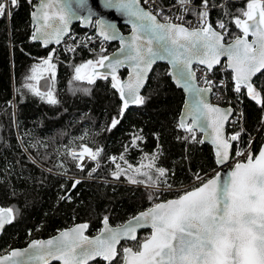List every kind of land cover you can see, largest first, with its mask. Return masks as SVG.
<instances>
[{
	"label": "trees",
	"instance_id": "16d2710c",
	"mask_svg": "<svg viewBox=\"0 0 264 264\" xmlns=\"http://www.w3.org/2000/svg\"><path fill=\"white\" fill-rule=\"evenodd\" d=\"M158 1L162 6L176 2ZM34 4V0H19L17 6H8L11 15L6 12L0 17V205L14 210L12 222L0 237V254L79 222L88 224L90 235L98 232L105 216L111 225L121 224L153 203L196 186V174L202 177L216 169L212 149L199 142V133L195 131L197 140L193 141L191 134L178 128L184 95L172 83L166 64L154 66L141 94L145 103L127 109L119 117L121 102L111 88L110 78H98L93 84L73 79L75 66L109 53L116 43H110L101 54L79 48L72 57L60 47H43L31 39L30 13ZM192 4L200 5L201 0H193ZM246 4L247 0H209L210 23L215 26L216 21L223 20L230 25L226 41L242 34L233 17L241 15ZM120 28L128 30L125 26ZM72 30L88 29L74 24ZM50 52L56 66L54 78L51 72L42 70L46 67L42 61ZM35 65L41 66L35 73L37 78L29 79ZM125 74V69L118 73L121 78ZM44 75L52 79L50 91L58 101L54 105L25 87H36L37 79ZM227 77L232 89L229 71ZM253 83L264 98V72ZM239 96L242 129H227L230 135L240 133L232 155L250 142L251 152L256 153L264 137V105L252 100L243 88ZM113 117L120 122L109 130ZM81 145L102 149L98 159L88 160L83 170L77 168L78 159L69 153L80 150ZM154 155L155 166L143 167L141 171L156 178L155 168L166 169V177L160 179H166L171 188L163 183L158 188L148 187L147 176L134 171L152 162ZM111 157H116L115 163ZM117 164L125 170L118 179L113 175ZM129 164L133 167L129 168ZM129 177L146 183H131ZM75 180L80 183L72 188ZM148 233L141 231L137 241L122 245L135 248ZM90 264L106 263L98 259Z\"/></svg>",
	"mask_w": 264,
	"mask_h": 264
},
{
	"label": "snow or ice",
	"instance_id": "6c2138e0",
	"mask_svg": "<svg viewBox=\"0 0 264 264\" xmlns=\"http://www.w3.org/2000/svg\"><path fill=\"white\" fill-rule=\"evenodd\" d=\"M18 2L0 0V17L6 14L9 5L17 6ZM176 2L182 11L188 12L190 9L187 6L193 0ZM143 3L147 4L148 0H143ZM101 7L114 9L126 16L127 23L131 24V33L128 37L121 36L114 24L96 19L94 27L97 35L104 41L119 40L120 46L111 57L102 54L95 60L75 66L73 79L93 84L98 78L108 80L110 77L111 88L119 94L122 102L119 117H123L130 104L145 103L146 98L140 95V90L145 86L152 66L158 60L167 61L170 65L167 74L177 87L189 94L178 128L191 134L193 141L197 140V128L205 131L210 128L216 163L228 162L231 141H237L240 133L225 136L224 122L232 109H221L207 102L206 94L211 92L213 81L206 76L222 63L221 57H226L225 67L231 70L234 91L240 93L242 88L246 89L252 100L264 105L262 92L253 83V77L264 72V0H247L246 9L241 10V15L233 17L242 35H237L228 44L223 42L227 34L226 25L218 21L214 27L208 21L209 0H201L198 11L191 9L198 17V27L175 23L168 16H163L162 22L158 19L162 12L154 14L143 8L141 0H101ZM34 8L31 16L35 31L31 39H39L45 46L52 42L59 44L69 32L73 19L91 22L93 15L87 0H75V9L70 0H40ZM76 9L87 11L88 16H79ZM7 14L11 15L10 12ZM176 19L183 20V16ZM216 27L225 29V32L216 31ZM100 52L104 53L105 49L101 47ZM52 59L53 53L50 52L42 61V65L46 66L42 70L51 72L54 78L56 66ZM194 63L203 66L201 70L205 76L200 79L208 87H198ZM125 66L129 75L127 80H122L118 70ZM38 68L41 66L33 67L34 75L29 79L37 78L35 73ZM25 87L49 104L58 103L50 90L41 91L31 84ZM119 122L113 117L109 130ZM101 152L102 149L93 150L81 145L79 153L70 152V155L81 162L85 155L96 161ZM235 155L244 159L237 160L225 177L222 178L219 171L207 179L196 174L198 186L181 192L174 199L153 203L117 229L108 226L107 216L103 219L104 228L95 237L85 235L87 224H78L49 240H33L26 249H14L0 256V264H49L52 260L59 261V264H89L98 257L107 264H117V261L120 264H264V146L258 153L237 150ZM110 159L115 163L116 157ZM120 159H124L123 155ZM156 159L154 155L152 162L134 171L147 176L148 187L158 188L163 183L171 188L166 179H160L166 177V169L155 168L158 173L156 178L149 172L141 171L143 167L152 169ZM77 167L83 170L82 163H78ZM128 167L133 166L129 164ZM116 168L113 175L118 179L125 170L119 164ZM129 180L134 184L146 183L133 177ZM79 183L80 180H75L72 188ZM149 199H152L151 194ZM13 214L11 208H0V229L12 222ZM143 227H150L151 232L135 248L117 247L122 238L137 240L136 230Z\"/></svg>",
	"mask_w": 264,
	"mask_h": 264
},
{
	"label": "water",
	"instance_id": "95a60500",
	"mask_svg": "<svg viewBox=\"0 0 264 264\" xmlns=\"http://www.w3.org/2000/svg\"><path fill=\"white\" fill-rule=\"evenodd\" d=\"M70 2L73 4V7H74V9H75V0H70ZM87 2H88V7H90V8L92 9V13H93L91 22H88V21L83 20V19H73V20L71 21V23L69 24V32H68L64 37H62L61 41H62V40H63V39H64V38L70 33V31H71V29H72V26H73L74 24H79V26H80L81 28H85V29H87V28H89V27L92 25V23L95 22L96 19H103V20L106 21V22H109V23L114 24V25L116 26V28H117V30H118V32H119V34H120L121 36L128 37V36L130 35V33H131V24L127 23L128 18H127L126 16H124V15L121 14V13H117L114 9H106V8L101 7V0H87ZM39 3H40V0H38V2H37L35 5H39ZM141 6H142V5H141ZM34 10H35V8H34V6H33V9H32V11H31V13H32ZM76 11L78 12V15L81 16V17H86V16H88V12H87V11H82V10H78V9H76ZM31 13H30V21H31V26H32V28H33V31H32V33H33V32L35 31V28H34V22H33V20H32ZM158 19H160V18H158ZM161 21L163 22V20H161ZM120 26H125V27L128 28V30H127V31H123V30L120 28ZM215 30H216V29H215ZM216 31H217V30H216ZM95 32L97 33L96 28H95ZM218 32H219V31H218ZM241 35H242V34H241ZM98 37H100V36H98ZM100 38L103 39L102 37H100ZM234 38H235V37H234ZM234 38H233V39H234ZM233 39H231L230 41H226V40H225V37H224V41H223V42H224L225 44H228V43H230ZM249 39H251V37H249ZM32 41L41 44L43 47H48V46L58 47L59 44L61 43V42H60L59 44H56L55 42H52V43H49L47 46H45V45L43 44V42H42L41 40H39V39H37V40H32ZM108 42L116 43V48L113 49L112 51H110L109 53L106 54V55H109V56L111 57V55H112L114 52H116V50L119 48L120 45H119V40L108 41ZM221 60H222V63H224V64L226 65V62H227L226 57H221ZM87 61H88V60H87ZM85 62H86V61H84V62H82V63H85ZM82 63H80V64H82ZM159 63H164V64H166V65H167V68H168L167 73L169 72V70H170V65L168 64V62H167V61H163V60H158V61L152 66V69H151L150 72L148 73V78H147V80H146L145 86L147 85V82H148L149 76H150V74H151V72H152L154 66L157 65V64H159ZM80 64H79V65H80ZM193 65H198V64H195V63H194ZM219 65H220V64H219ZM77 66H78V65H77ZM201 66H202V65H201ZM217 66H218V65H216L215 67H217ZM215 67H214V68H215ZM122 69H125V70H126V74H125V76H124L123 78H121V77H120V78H121L122 80H127V79H128V75H129V69H128L127 66L122 67V68H120V69L118 70V73H119ZM226 69L231 73V70H230V69H228V68H226ZM99 70L102 71V72H103V71H107V69H99ZM261 73H262V72H261ZM261 73H257V75H256L255 77H257V76L260 75ZM74 74H75V73H74ZM168 76H169V75H168ZM169 77H170V76H169ZM231 77H232V73H231ZM255 77H253V81H254ZM109 78H110V77H109ZM170 79H171L172 83L177 87V85L175 84V82L173 81V79H172L171 77H170ZM85 81H86V80H85ZM232 81H233V80H232ZM233 83H234V82H233ZM197 85H198V84H197ZM145 86L140 90V95L142 94V91L144 90ZM36 87L40 88L41 91H45V92L48 91V90H50L51 87H52V79H51V77L48 76V75H44V76L38 78L37 81H36ZM198 87H200V86H198ZM177 88H180V87H177ZM180 89H181L182 92H183L184 99H183V104H182V106H181L180 113H179V118H178L179 121H180V118H181V113H182V111H185V110H186V109H185V100L189 98V94L186 93V92L183 90V88H180ZM245 90H246V89H245ZM246 91H247V90H246ZM119 99H120V97H119ZM206 100H207L208 103L212 104V103L210 102V92L206 94ZM120 102H121V100H120ZM121 104H122V102H121ZM212 105H213V104H212ZM136 106H138V105L130 104L129 107H128L127 109L132 108V107H136ZM214 106H217V105H214ZM217 107H220L221 109H229V108L232 109L231 107H228V106H227V107L217 106ZM127 109L125 110V112L127 111ZM231 115H232V112H231V114L228 116V119L231 117ZM228 119L224 122V129H223L224 134H225L226 137L231 136V135L227 132V129H226V124H227ZM189 122H190V121H189ZM195 131H196L197 133H199V135H200V140H203V141H204L203 143H207V144H209L210 147H211V149H212V152H213V155H214V159H215L216 169H215V172H214L211 176L215 175V173H216L217 171H219V172L221 173V177H222V178L225 177V176L227 175V173L230 172V171L232 170V167H233L234 165L230 166V160H229L228 162H226L225 164H219V165H218V164L216 163V155H215L214 145L211 143V140H210V134H211V131H212V130L209 128V129H207V131H205L204 129L197 128ZM262 131H263V135H264V126H263V128H262ZM232 135H233V134H232ZM234 142H235V141H231L232 147H231L230 152H229V154H230V159H231V155H232V149H233ZM261 146H264V137H263V140H262V142H261V144H260V146H259V148H258V150H257L256 153L259 152ZM211 176H209V177H211ZM206 179H207V178H206ZM196 186H198V184H197ZM191 188H192V187H191ZM191 188H189L188 190H191ZM174 198H176V197L168 198V199H166V200H161V201H159V202L167 201V200L174 199ZM159 202H157V203H159ZM0 208H5V209H7V208H10V207H2V206L0 205ZM149 208H150V207H149ZM147 209H148V208L139 211L138 213H136L135 215L131 216L130 218H128L127 220H125V221H124L123 223H121V224H118V225H111V224L108 222V226H109L110 228L117 229V228H119L121 225L125 224L129 219H131V218L134 217V216H137L140 212L145 211V210H147ZM12 220H13V219H12ZM9 224H10V223L6 224L2 229H0V237H1V235H2V233H3V231H4V229H5ZM78 224H87V223H85V222H79V223H76V224H74V225H72V226H70V227H67V228L62 229V230L58 231L57 233H55L54 235H51V236H49V237H46V238H38V239H32V240L29 241L25 246H23V247H15V248H11L9 251L0 254V256H3V255L8 254L10 251H12V250H14V249H15V250H23V249H26V248H28L29 244H30L33 240H44V241L49 240V239H51V238H53V237L58 236L59 233H60L61 231H64V230H67V229L73 228V227H75V226L78 225ZM87 225H88V224H87ZM103 228H104V224H103V220H102V221H101V227H100V229L98 230L97 233H95V234H93V235H90V234L88 233V228H87V229L85 230V235H87V236H89V237H95V236H97V235L100 234V231H101V229H103ZM141 231H148V232H149L148 235H149L150 232H151V228H150V227L137 228V230H136L137 240H138V237H139V233H140ZM137 240H131V239H128V238H122L121 241H120V244H119L117 247H118L119 249H122L123 247H132L131 245H125V246H123L122 244H123L124 242L132 243V242H135V241H137ZM132 248H133V247H132ZM98 259L104 261L103 259H101V258H99V257L96 258V260H98ZM93 261H95V260H93ZM93 261H90L89 264L92 263ZM104 262L107 264L106 261H104ZM53 263H58V264H59V261L52 260V261L49 262V264H53Z\"/></svg>",
	"mask_w": 264,
	"mask_h": 264
},
{
	"label": "built area",
	"instance_id": "2783aa9c",
	"mask_svg": "<svg viewBox=\"0 0 264 264\" xmlns=\"http://www.w3.org/2000/svg\"><path fill=\"white\" fill-rule=\"evenodd\" d=\"M141 4L145 7L147 10H151L154 14L156 11H161L162 16L158 17L161 20L163 16H168L172 18L173 22L175 23H183L185 26L188 27H198L199 26V20L197 15L194 14L191 9L188 12L182 11V9H177L176 6H160L155 0H148V3H143V0H141ZM197 11L199 9H196ZM209 13V9H208ZM177 16H183V20H177ZM208 21L210 22V16L208 15ZM222 21L223 20H218ZM215 22V26L217 22ZM224 23V22H223ZM226 25L227 34L230 31V25L224 23ZM214 26V27H215ZM216 30L219 32H225V29H220L216 27ZM225 35V37L227 36ZM107 45H109L108 41H104L100 37H98L95 30L84 32L77 34L75 32H71L61 41L58 47L62 51L65 52L68 56L72 57L75 53V51L79 48L85 49L87 52L93 50L94 53L101 54L100 49L103 47L105 50L107 49ZM69 49H74V51H69ZM203 69V66L201 65H193V70L196 72V76L198 78L197 84L200 87H208L203 81V79H200L201 77L205 76V73L201 70ZM227 69L225 67L224 63H221L217 67L214 68V70L210 73H207L206 78L213 81L212 84V90L210 92V102L213 105L221 106V107H231L232 108V115L228 119L226 124V129L230 130H238L240 131L242 129V120H243V113L242 108L240 105V96L239 93L234 91V87L232 89L229 87L228 83V77H227ZM264 126V122L262 123V128ZM242 151H251V142L250 144L245 148L241 149ZM80 150H70V152H76L79 153ZM236 152L231 155L230 159V166L234 165L237 160H243L244 157H236ZM89 158L87 156V161ZM78 163H82L84 165V162L78 161ZM78 168V167H77ZM80 169V168H79ZM215 170H212L202 176V178L206 179L209 176H211ZM198 182L197 180L194 181L193 184ZM192 184V185H193Z\"/></svg>",
	"mask_w": 264,
	"mask_h": 264
},
{
	"label": "bare ground",
	"instance_id": "6f19581e",
	"mask_svg": "<svg viewBox=\"0 0 264 264\" xmlns=\"http://www.w3.org/2000/svg\"><path fill=\"white\" fill-rule=\"evenodd\" d=\"M35 1V4L38 2V0H34ZM159 5H160V3H159V1L158 0H155ZM34 4V5H35ZM142 5V4H141ZM160 6H162V5H160ZM166 6H176L177 7V9H181V7H180V5L178 4V3H173V4H171V5H166ZM142 7L143 8H145L143 5H142ZM164 7V6H163ZM189 9H192V8H195V9H199L200 8V5H195V4H191V5H188L187 6ZM87 159V155H85V158H84V160H86Z\"/></svg>",
	"mask_w": 264,
	"mask_h": 264
},
{
	"label": "flooded vegetation",
	"instance_id": "af4514ba",
	"mask_svg": "<svg viewBox=\"0 0 264 264\" xmlns=\"http://www.w3.org/2000/svg\"><path fill=\"white\" fill-rule=\"evenodd\" d=\"M88 30H86V31H83V32H78V31H75V30H72L71 29V32H75V33H77V34H80V33H84V32H88V31H92V30H95V27H94V23H92V25L89 27V28H87ZM111 42H109V44H110ZM108 47H109V45H107V49H108ZM106 49V50H107ZM105 50V51H106Z\"/></svg>",
	"mask_w": 264,
	"mask_h": 264
}]
</instances>
